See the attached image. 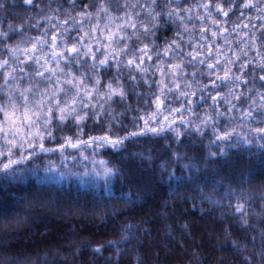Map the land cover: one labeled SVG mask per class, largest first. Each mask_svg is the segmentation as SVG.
<instances>
[{
	"label": "trees",
	"instance_id": "obj_1",
	"mask_svg": "<svg viewBox=\"0 0 264 264\" xmlns=\"http://www.w3.org/2000/svg\"><path fill=\"white\" fill-rule=\"evenodd\" d=\"M3 2L0 31L23 25L22 31L9 32L7 43H14L22 36L39 35V29L47 24L43 17L75 15L84 3L96 4L98 0H33L31 5L24 0ZM198 2L203 0H174L181 8ZM242 2L237 0V5ZM166 3L157 0L156 11L162 16L158 29H154L155 37H142L145 42L154 39L161 48L179 29V21L165 22ZM239 12L237 6L226 27L241 23ZM244 15L253 17L252 23H260L255 19L259 15L255 9L244 10ZM37 21L39 29L31 27ZM243 23H248L247 19ZM235 33L229 37L231 47L239 49L243 30L236 38ZM184 35L187 38V33ZM224 49L228 51V47ZM254 56L250 51L248 59ZM193 71L192 67L186 69L188 79ZM246 71L249 83H241L234 91L252 97L257 90H264V82L259 80V68L255 73L251 66ZM111 75L102 72V82ZM148 77L153 80L151 87L143 81L133 86L125 75L127 98L121 101L116 97L105 104L99 120L90 114L81 125L80 139L102 136L109 127L113 137L136 130L133 118L142 114L138 109L151 111L155 107L152 93L158 91L155 81L160 76L152 77L149 72ZM196 79L208 83L207 76L199 73ZM230 87L223 85L219 90L227 94ZM194 90L197 95L190 97L195 101L192 112L186 110V100L177 99L178 93L167 100L172 107L179 108L182 102L186 105L177 116L182 115L192 126L178 122L176 126L182 130L179 138L173 131L148 132L115 147L94 144L99 161L112 170L105 182L82 183L81 175L54 178L45 174L59 150L14 166L17 171L0 172V264H262L264 148L255 140L245 144L236 135L224 143H212L211 124L197 132L195 126L206 114L217 120L216 127L221 130L236 127L239 133L248 129L242 126L238 112L227 113L222 100L220 111L225 115L216 117L208 94L201 101L199 89ZM77 135L74 121L69 120L55 128V139L47 142L46 148L64 143V137L75 140ZM80 150L88 149L81 145ZM238 202L244 203L246 215L235 211Z\"/></svg>",
	"mask_w": 264,
	"mask_h": 264
},
{
	"label": "snow or ice",
	"instance_id": "obj_2",
	"mask_svg": "<svg viewBox=\"0 0 264 264\" xmlns=\"http://www.w3.org/2000/svg\"><path fill=\"white\" fill-rule=\"evenodd\" d=\"M24 3L31 5L33 0H24ZM157 6V0L145 3L117 0L114 11L111 3L98 0L96 4L84 3L75 15L62 19L43 17L47 21L44 28L39 29V21L31 25L39 29V35L22 36L14 43H7L11 39L9 32L22 31L23 25L18 28L10 25L9 31H0V91L4 97L0 100V172L19 170L14 166L32 159L38 151H55L46 148L44 141L55 139L54 126L65 125L69 120L74 121L78 135L75 140L63 138L64 143L58 145L62 155L66 146L79 148L91 142L97 147L106 144L115 147L129 137L148 132L155 135L173 131L179 138L182 130L176 126L177 114L186 105L182 102L179 108L172 107L167 103L168 97L178 93L177 99L186 100V110L192 112L195 101L190 97L197 95L194 90L197 88L201 101L206 99L205 93L212 100L210 107L215 110L216 117L225 115L220 111L222 100L227 113L238 112L242 126L248 129L239 133L236 127L221 130L216 127L217 120L206 114L195 126L197 132L211 124L215 137L212 143H224L236 135L245 144L255 140L264 148V90H257L252 97L234 91L241 83H249L246 69L250 66L253 73L259 68V80L264 82V0L259 3L243 0L239 5L237 0H203L185 8L174 0H167L164 5L167 11L163 13L167 18L165 22L179 21V29L175 38L165 39L162 48L154 39L151 42L142 39L156 35L154 29H158L162 16L161 11H156ZM237 6L241 23L233 24L230 29L225 25L229 24L228 18ZM4 7L5 3L0 0V8ZM197 8L203 9V13L193 15ZM252 9L259 13L255 17L259 24L252 23L253 17L244 15V10ZM245 19L248 23H243ZM197 20L199 25L195 23ZM241 30V47L233 49L229 36ZM72 32L76 34L71 35ZM219 39L223 40V45L217 43ZM224 47H228V51H223ZM250 51L255 52L252 59H248ZM202 65L205 67L201 68ZM188 67L194 69L191 79L186 76ZM102 72L112 73L107 82H102ZM149 72L152 77L157 73L160 76L155 81L158 91L152 93L151 103L155 107L151 111L138 109L142 114L133 118L136 130L113 137L109 127L102 136L89 137V141L80 139L83 135L81 125L90 114L99 120L105 104L116 97L121 101L127 98L125 75L133 86L143 81L151 87L153 80L148 77ZM198 73L207 76V84L196 79ZM228 84L232 87L227 94H222L219 89ZM245 101L247 106H243ZM179 120L186 127L192 126L182 115ZM220 152L222 154L224 148ZM111 171L106 168L105 174ZM244 210V203L238 202L235 211L246 215Z\"/></svg>",
	"mask_w": 264,
	"mask_h": 264
},
{
	"label": "rangeland",
	"instance_id": "obj_3",
	"mask_svg": "<svg viewBox=\"0 0 264 264\" xmlns=\"http://www.w3.org/2000/svg\"><path fill=\"white\" fill-rule=\"evenodd\" d=\"M106 2L111 3L113 10L114 11L116 10L117 0H106ZM119 2L123 3L124 0H119ZM198 12L202 14L203 9L198 11V8H197L196 13ZM238 35L239 33H235L234 37L236 38ZM217 43L220 45H223V40L219 39ZM224 48H227V47H224ZM224 48H223V51L225 50ZM3 98H4L3 92L0 91V100H2ZM178 122L179 124H181L179 120V116H177V123ZM55 128L56 127L54 126L53 132L55 131ZM51 140H54V139H51V138L45 139L44 141L45 147H47L48 145L46 144L47 142L52 143ZM84 146L88 150H80V147L71 148V147L66 146L63 149V155L61 154V150L59 149L58 146L49 147V149L59 150V153H58L59 155H58V158H55L52 155L53 160L50 162L49 166H47V169H45L46 170L45 174L51 175L54 178H57V177L69 178L70 176L81 175L80 179L82 183H86V181H94L96 183L100 181L105 182L107 178L109 179L110 173L105 174L106 167L104 166V164L103 165L100 164L97 154L95 150L93 149L94 144L89 142L87 144H84ZM49 153H52V151H49V152H39L38 151L36 156H39V155L48 156ZM84 157H87V159H85Z\"/></svg>",
	"mask_w": 264,
	"mask_h": 264
}]
</instances>
